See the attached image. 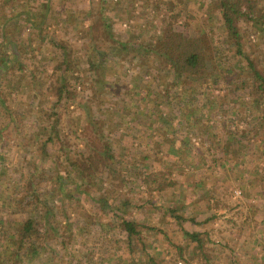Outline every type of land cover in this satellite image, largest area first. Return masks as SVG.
<instances>
[{
    "label": "rangeland",
    "instance_id": "374dc122",
    "mask_svg": "<svg viewBox=\"0 0 264 264\" xmlns=\"http://www.w3.org/2000/svg\"><path fill=\"white\" fill-rule=\"evenodd\" d=\"M45 1L0 0V37L4 33L9 40L0 38V56L12 55L7 73H0L1 248L9 244L5 230L29 215L21 201L36 204L32 217L43 244L17 264H149L150 255L158 264H264V99L254 100L247 63L225 41L216 0ZM168 22L185 35L204 32L217 86L198 83L195 88L166 73L163 57L149 43ZM102 24L109 26L113 42ZM239 29L242 49L264 69L261 32L244 18ZM119 42L128 45L123 49ZM63 56L69 59L63 69L70 84L57 98L50 89L59 85L55 76L62 71L56 65ZM14 77L17 86L11 85ZM30 84L28 92L21 90ZM192 93L194 102L185 98ZM171 99L174 108L165 104ZM179 107L197 114L191 120L176 118L173 111ZM53 117L59 139L55 132L52 136L64 150L49 146L45 155L41 142ZM87 120L112 140L117 154L97 176L92 198L66 176L67 159L88 150L94 140L95 132L83 130ZM185 127L191 141L187 148L176 142L178 159L158 150L163 130L181 139ZM228 134L235 146H228ZM129 169L165 175L170 170L172 183L149 193L144 186L136 188ZM50 172L61 180L48 177ZM29 179L35 189L31 202ZM56 186L47 198L45 192ZM99 194L108 203L128 201L126 217L137 221L138 229L132 247L113 208L104 210L94 200ZM176 213L184 217L185 229L209 231L210 262L183 236Z\"/></svg>",
    "mask_w": 264,
    "mask_h": 264
},
{
    "label": "trees",
    "instance_id": "16d2710c",
    "mask_svg": "<svg viewBox=\"0 0 264 264\" xmlns=\"http://www.w3.org/2000/svg\"><path fill=\"white\" fill-rule=\"evenodd\" d=\"M45 1V0H42ZM46 2V1H45ZM217 13L219 15V19L221 21V27L223 33L225 34V41L228 42L230 45L235 46L237 54L244 57L247 65L246 67L249 69V76L253 78L252 88L254 90V100L256 102L264 99V69H258L255 66L253 59L242 49V42H241V33H240V22L241 19L244 18L246 23H250L251 27L254 28V32L260 31L262 37H264V3L260 0H216ZM178 14L171 15L176 21ZM109 26L106 24H102L101 31L105 33L108 37L107 40L113 42L114 39L112 38V34L108 31ZM3 32V31H2ZM1 39L4 41H9L5 34H1ZM204 32L202 30H198L192 32L189 35H185L182 32H179L174 29L172 24L168 22L166 29L162 31V34L157 37L156 40H152L149 43V49L154 50L155 54L160 58L163 57L166 66V73L171 76L173 79H183V81L187 80L192 84L190 86H195L198 83H203L206 88L217 86L218 80L215 77H211L212 74L209 72L208 66V52L206 51L208 48L204 44ZM121 48L125 49L128 44L119 42L118 43ZM138 47H135V50ZM134 49V47H133ZM12 52V51H11ZM12 55L0 56V73H7L8 67L11 64ZM69 60L67 56L61 57L60 60L57 61L56 66H60L59 69L62 71L59 75L55 76V81L57 85H53L52 89H50L54 94H56L57 98H60L62 94L65 92L64 90L70 84L68 79V74L66 70L63 69L65 62ZM6 63V64H5ZM6 65V66H4ZM88 65L90 67H95V63L92 60H88ZM6 70V71H5ZM210 82H209V78ZM17 78L14 77L11 79V85L17 86ZM16 82V83H15ZM15 84V85H14ZM31 85H27L26 87L20 86L23 92H28L31 89ZM237 85H235L236 87ZM1 87V85H0ZM22 93V92H21ZM187 95L185 98L188 99L190 102H194L196 100V93L191 94V98ZM20 97V96H19ZM4 101L0 97V104ZM165 104H170L172 108H174L175 100L171 99L166 101ZM164 104V105H165ZM55 112V111H54ZM173 114L176 116L181 117L184 115L187 120H191L193 116L197 114L196 110L188 109L179 107L178 109H174ZM167 117H171L174 119L172 115H167ZM158 121L162 120V117L159 115ZM168 120V119H167ZM165 120V121H167ZM88 121V120H87ZM57 119L53 117L51 122H49L47 131L48 135L45 137L44 140L41 142V148L43 154L46 155L47 151L46 148L51 146H55V149L63 151V146L60 142H55L53 139V132L56 133L57 140L59 139L57 131ZM157 123V122H156ZM92 121H88V123L84 126V131H90L91 133L95 132L88 143L90 146H86L88 150L79 152L75 157L68 158L67 162L70 166L69 170L66 171V176L71 175L73 176L76 181L77 189L80 192L85 191L88 195L90 194L92 198V193H90L93 189L92 186L97 178L100 177L101 173L104 171V168H110V163L115 161L117 154L113 151V143L112 140L107 138L105 134L102 132V129H98L97 126H92ZM185 126V125H184ZM186 127L184 128V136L183 138L179 139L175 137V135H168L166 131L163 130V135H158V141L160 142L158 147L160 151L163 150V153L167 155L170 159H178L175 154L178 153L176 142L180 141V148H184L188 146L191 139L186 134ZM207 130V129H206ZM208 132V130H207ZM157 135H154V137ZM205 137H207L205 135ZM228 146H235L234 140L232 139L231 135L228 134L226 137ZM90 147V148H89ZM217 149L223 151V146L217 143L215 146ZM57 158V157H56ZM174 162V161H173ZM168 175L164 174V171H155V170H148L145 173H138L134 169H129V176L131 180L133 179L134 184L137 189H140L141 186L146 187V190L150 192L154 190H163L165 186L171 185L172 181H170V170L167 171ZM98 174V175H97ZM57 175L62 177L61 172L57 171ZM48 177H54L56 180H61V178H57L56 174L49 173ZM65 181V180H64ZM90 188H81L82 186ZM59 186L61 189H64V184L60 181ZM35 189L33 188L32 180H28V188L27 191L31 194H28L30 202L33 200V194H35ZM57 191V186L52 188L50 192H45V196L50 197L51 194ZM79 195V193H78ZM77 195V197H78ZM100 204L102 209L108 210L109 208H113L112 210L115 211L114 216L115 219L118 221V225L120 228L125 232L128 246L132 247L133 237L138 235V229L136 227L137 221L133 219H129L126 217L125 208L128 205V201L125 199H120L118 202H110L108 203L107 199L104 195L99 194L96 199H94ZM19 202V201H18ZM116 203L120 204L117 205ZM24 202H19V206L23 207L24 211L29 213L27 217L21 219L17 223H15V227L13 229L5 230V236L8 239V245L3 249L0 245V264H17L24 259H30L34 255H36L39 251L38 248L42 247V233L39 229V223L37 220L32 217L33 211L36 209V204H26L23 205ZM168 210L170 212H175V208L169 207ZM32 214V215H31ZM171 214V213H170ZM182 216V215H181ZM177 213L174 214V218L176 220L179 219L180 223L185 220L184 217H181ZM43 217L45 215L43 214ZM187 220L193 221L192 218H187ZM183 236L189 241L192 242V247L200 254H202L203 258L206 262L209 261V252L208 248L206 247V242L209 240V231L201 230V229H194V230H187L180 225ZM47 231V228L44 229V234ZM3 249V250H2ZM179 252L182 253V248L178 247ZM131 250V248H129ZM192 256V253L190 254ZM149 264H158L157 260L153 256H148Z\"/></svg>",
    "mask_w": 264,
    "mask_h": 264
}]
</instances>
